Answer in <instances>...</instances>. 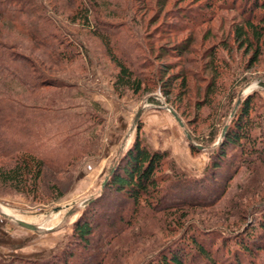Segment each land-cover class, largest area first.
Here are the masks:
<instances>
[{
    "label": "rangeland",
    "instance_id": "rangeland-1",
    "mask_svg": "<svg viewBox=\"0 0 264 264\" xmlns=\"http://www.w3.org/2000/svg\"><path fill=\"white\" fill-rule=\"evenodd\" d=\"M34 1L43 4L45 15L58 36L67 45L77 44L80 54L71 63L53 66L42 48H33L31 41L2 28L6 32L5 40L14 44L16 51L32 56L57 81L66 83L48 85L36 95L24 97L26 103L48 108H38L39 117L31 130L37 133L31 134L29 129L30 134L24 135L20 133L24 127L19 126L18 137L22 141L34 138L45 148L50 146L60 154L75 146L85 147L61 171L43 165L37 192H23L0 183V264H32L19 258L48 264L47 260L67 244L69 252L74 249L85 254L83 264H95L100 245L97 235L83 247L82 242L70 238L73 222L89 199L103 189V179L137 133L149 147L167 150L177 167L195 177L220 141L223 127L237 107L236 101L253 91L259 95L255 106L264 132V36L260 42V56L251 65L254 46L240 47V41L233 38L235 29L243 23L235 0H213L210 6L207 0H168L161 11L154 4L156 0ZM148 1L151 6L143 8ZM82 4L88 6L90 20L94 15L109 20L113 33L122 36L118 44L124 48L145 41L144 49L152 48L151 55L143 56L139 49L135 54L144 57L148 64L142 71L144 91L115 90L116 64L99 38L91 34L90 27L82 28L79 19L70 20ZM197 12L200 22L191 21L187 29L177 31L176 13L180 16L190 13L188 17L197 18ZM189 36L192 37L191 48L185 52L186 56L175 57L172 48ZM163 49L168 51L162 54ZM161 67L165 70L161 71ZM181 67L194 73V76L187 75L186 91L179 79L169 86L170 93L165 94L160 85L172 74L179 75ZM212 80L216 83L211 91L209 82ZM209 92L212 93L207 95ZM169 108L181 118L182 126ZM138 111L139 117L135 120ZM186 134L190 135V140ZM45 148L40 147L42 151ZM15 159L0 153V165L8 167ZM230 162L235 163V158L227 156L216 170L213 178L217 188L231 172ZM235 182L237 185L232 188ZM227 190V200L222 199L215 206L197 204L183 208L187 216L182 226H174L171 221L166 224L161 218L140 219L143 224L136 226H142L143 230L135 228L132 239L114 252L109 264H151L162 244L178 237L184 225H192L191 229L200 225L214 228L217 234L226 236L228 233L220 227L255 223L259 211L264 210V174L235 175ZM105 194L104 205L98 206L99 212H118L127 218L130 203L124 196ZM116 200L123 201L118 204ZM172 217L169 216L170 220ZM15 218L30 222L37 229L20 226ZM104 218L100 216L98 220L104 221ZM104 230L105 226H100L94 233L104 234ZM223 257V262L227 263L228 257L225 254Z\"/></svg>",
    "mask_w": 264,
    "mask_h": 264
},
{
    "label": "trees",
    "instance_id": "trees-1",
    "mask_svg": "<svg viewBox=\"0 0 264 264\" xmlns=\"http://www.w3.org/2000/svg\"><path fill=\"white\" fill-rule=\"evenodd\" d=\"M167 1L156 0L154 4L158 5L161 11ZM212 1L207 0V5H213ZM235 1L243 23L242 27L235 29L233 38L234 41H240V47L249 49L252 45L254 46L252 65L261 53L260 42L264 36V0ZM148 6H151L149 1L142 7ZM44 11L43 4L34 0H0V129L2 130L0 153L16 158L8 167L0 165V183L9 184L23 192L39 190L43 165L55 171H61L62 167L71 163L72 158L79 155L85 147V145L75 146L71 151L60 154L58 151H52L50 146L45 148V145L34 138L22 141L18 137L19 126L24 127L20 133L30 134L39 117L38 108H48L40 106L41 104L26 103L24 97L36 95L45 86H62L66 83L57 81L32 56H24L16 51L14 44L5 40L6 32L2 28L31 41L33 48L34 46L42 48L47 52L48 60L53 62V66L71 63L80 54L77 44L71 42L67 45V42L58 36L53 23ZM190 13L187 16L176 13L177 23H179L176 26L177 31L187 29L189 25H192L191 21L200 22L199 12H197V18L188 17ZM92 17L90 20L88 6L82 4L76 16H71L70 20L74 22L79 19L82 28L90 27L91 34L99 38L105 52L116 64L118 70L113 75L115 90L127 88L134 93L144 91L145 77L142 71L148 64L144 57L135 54L139 49L143 56L151 55L152 48L144 49L143 45L147 44L145 40L124 48L118 44L119 40L122 41V36L113 33L114 31L109 27L112 24H108L109 20L95 15ZM191 38L189 36L180 45L172 48L171 52L175 53V57L181 59L186 56L185 52L191 48ZM165 51L168 50L163 49L161 53ZM159 69L165 70L163 67ZM188 74L194 76L192 70L181 67L179 74L181 76L175 74L169 76V79L160 85L161 91L169 94V86L179 79H181L179 84L182 85L183 91H186ZM209 83L212 91L216 82L212 80ZM258 97V93L253 91L240 100L226 124L220 141L210 152L208 162L201 173L195 177L177 167L167 150L149 147L137 133L132 143L118 156L103 189L97 196L89 199L74 220L70 238L79 241L78 243L82 242L81 245L84 247L97 235L96 240L98 238L100 245L97 251L99 259L95 264H109L114 252L126 246L128 239L134 235L135 228L143 230L142 226H136L143 224L139 221L140 219L161 218L166 224V221L169 223L171 221L174 226H182L181 222L187 216L184 213L186 210L182 211L183 208L197 204L211 207L222 199L227 200L226 194H229L227 188L235 175L240 174L242 177L247 174L249 177L254 174H264V132L255 106ZM34 132L37 133L34 130L31 134ZM42 146L45 148L43 151L40 149ZM194 147L191 146V149H195ZM227 156L235 158V163L230 162L231 172L223 179V185L220 187L218 185L217 188L213 177L222 165V160H225ZM234 185H237L236 182L232 188ZM106 192L113 195L121 194L130 203L127 218L118 212L116 214L115 212H99L98 206L104 205L102 199H105ZM122 201L116 200V203L119 204ZM178 210L182 212L178 213ZM259 212L260 215L255 223L242 224L234 228L220 227L222 231L228 233L226 236H220L214 228L200 225L197 226L199 228L191 229L192 225L186 227L184 225V228L178 232L180 234L178 237L171 238L162 244L151 259V264H264V258L261 256L264 251V210ZM100 216L106 217L104 221L98 220ZM169 216H173L171 220ZM114 218L117 220L115 221ZM100 226H105V233L95 234V229ZM69 246L65 245L60 252L51 256L47 263L83 264L85 254L74 249L69 252ZM94 248L97 250L96 244ZM224 254L228 257L227 263L223 262ZM19 259L40 264L34 259Z\"/></svg>",
    "mask_w": 264,
    "mask_h": 264
},
{
    "label": "water",
    "instance_id": "water-1",
    "mask_svg": "<svg viewBox=\"0 0 264 264\" xmlns=\"http://www.w3.org/2000/svg\"><path fill=\"white\" fill-rule=\"evenodd\" d=\"M239 101H240V99H238V100L236 101L235 106L238 105ZM169 111H170L171 114L174 116V118L178 121V123L182 126V125H183V122H182L181 118L176 114V112H175L173 109H171V108H169ZM138 117H139V111H138L137 114H136L135 120H137ZM225 128H226V126L223 127L222 134H223ZM186 137H187L188 140H190V135H189V134H186ZM197 146H199V145H197ZM111 170H112V168H111ZM106 179H107V177H105V178L103 179V181H102V183H101V187L105 184ZM15 221L17 222V224H19L20 226H23V227H25V228L32 229V230H36V229H37V227H36L34 224H32V223H28V222H25V221L20 220V219H17V220H15Z\"/></svg>",
    "mask_w": 264,
    "mask_h": 264
},
{
    "label": "bare ground",
    "instance_id": "bare-ground-1",
    "mask_svg": "<svg viewBox=\"0 0 264 264\" xmlns=\"http://www.w3.org/2000/svg\"><path fill=\"white\" fill-rule=\"evenodd\" d=\"M17 219H19V218H15V220H17ZM20 220H22V219H20ZM24 221V220H23ZM25 222H27V221H25ZM28 223H30V222H28Z\"/></svg>",
    "mask_w": 264,
    "mask_h": 264
}]
</instances>
